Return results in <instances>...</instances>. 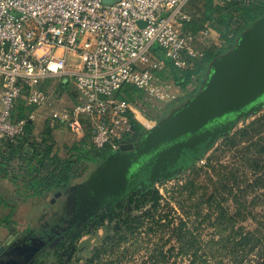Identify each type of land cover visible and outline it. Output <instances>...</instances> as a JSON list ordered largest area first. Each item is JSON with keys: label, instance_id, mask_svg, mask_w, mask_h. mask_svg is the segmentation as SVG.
I'll return each mask as SVG.
<instances>
[{"label": "trees", "instance_id": "trees-1", "mask_svg": "<svg viewBox=\"0 0 264 264\" xmlns=\"http://www.w3.org/2000/svg\"><path fill=\"white\" fill-rule=\"evenodd\" d=\"M186 10L190 19L183 22L182 29L197 38L196 45L203 50V55L189 57L193 64L179 68L159 44L151 49L162 64V68L154 72L162 81H173L183 98L199 89L212 60L233 46L240 33L264 14V0H236L223 5L214 0H188ZM206 26L220 34V47L203 48L199 38ZM52 79L48 78L40 88L48 91ZM58 85L60 90L75 87L69 77H64ZM74 89L76 94L73 91L71 94L77 103L79 95ZM116 95L134 101L143 98L144 92L125 83ZM177 98L160 107L149 104L148 116L160 120L185 101ZM35 109L23 100L16 104L12 116L27 118L25 134L14 140H1L0 175L11 180L25 197L41 198L67 189L84 177L91 165L103 161L111 150L94 146L92 128L87 126L85 135L70 147L73 155L62 156L54 131L64 122L48 118L36 131L35 121L29 118ZM131 122L132 136L146 130L135 119ZM189 169L191 176L181 190V193L188 192L191 202L186 217L176 223L173 217L159 213L162 195L157 188L140 190L132 200L137 212L106 214L109 228L104 240L94 247L89 257L77 259L76 263L168 264L175 256L181 260L188 258L186 264H264V108L223 135L207 154L204 167L194 163ZM193 215L195 218L191 219ZM12 216L13 213L0 218V225L12 223ZM204 223L213 228L207 238L198 231ZM167 228L176 243L169 247L168 241L152 243L150 235L166 232ZM142 250H146L147 255L139 263L128 262Z\"/></svg>", "mask_w": 264, "mask_h": 264}, {"label": "built area", "instance_id": "built-area-1", "mask_svg": "<svg viewBox=\"0 0 264 264\" xmlns=\"http://www.w3.org/2000/svg\"><path fill=\"white\" fill-rule=\"evenodd\" d=\"M186 2L0 0V142L25 134L27 118L12 116L18 101L36 109L53 106L52 94L40 86L59 76L72 80L78 102L54 107L50 118L62 120L77 137L90 126L94 146L119 149L134 134L132 119L145 126L154 121L148 116L151 106L179 96L173 81H162L154 72L162 64L153 45L159 44L179 68L193 64L189 57L203 55L197 38L182 29L190 19ZM200 38L203 48L222 45L210 26ZM125 83L141 89L144 97L119 98L116 93ZM29 118L35 121L34 111Z\"/></svg>", "mask_w": 264, "mask_h": 264}, {"label": "water", "instance_id": "water-1", "mask_svg": "<svg viewBox=\"0 0 264 264\" xmlns=\"http://www.w3.org/2000/svg\"><path fill=\"white\" fill-rule=\"evenodd\" d=\"M263 108L264 14L240 33L233 46L212 60L200 89L150 127L137 144L124 142L109 152L86 184L85 212L93 214L110 199H114L112 206L123 200L121 195H128L136 187L137 183L128 187V175L142 156H150V183L141 182L145 188L156 178L168 179L191 166L240 120ZM231 117L234 119L227 127L216 126ZM128 149L134 151L123 152ZM141 170L142 166L138 172Z\"/></svg>", "mask_w": 264, "mask_h": 264}, {"label": "rangeland", "instance_id": "rangeland-1", "mask_svg": "<svg viewBox=\"0 0 264 264\" xmlns=\"http://www.w3.org/2000/svg\"><path fill=\"white\" fill-rule=\"evenodd\" d=\"M200 41L201 38L199 42ZM69 61L72 63V60L70 58ZM62 79L63 77L57 76L53 78L52 81L49 83L50 85L48 91L52 94L51 99L53 100V106L42 107L34 110L36 116L35 123L37 125L36 126L37 131L43 127L45 120L50 118L51 110L54 107L69 108L74 103L75 98L73 97L72 94L73 92L75 93V89H74L75 87L70 88L69 90L68 89L60 90L58 83H60ZM179 95H181V92H179ZM252 116L253 115H251L247 119L240 120L237 126H241L243 122L248 121L249 119H251ZM152 123L153 121L151 123L150 122L147 123L145 127H150ZM54 135L57 141V146L59 147L60 150V154L65 157H69L73 155V152L70 147L74 144L75 141L79 140L78 137L75 134H73V132L65 124L57 128L54 131ZM219 141L220 140H218L217 144L219 143ZM208 153L199 157L194 163L197 164V166L199 167H204L206 165V156ZM191 166H189L188 168L184 169L182 172H179L168 179H159L154 184V188H157L162 195L160 200L161 206L159 207V213L163 214L164 216L167 214L169 215V217H173L176 223L179 221L181 217H186V211L189 210V207L191 205V202L188 201V197H189V195L187 194L188 192L184 191L183 193H181L182 185L186 182L187 178L191 176V172L189 169ZM91 169H92V165L87 170V172H85L84 177L89 175ZM82 178L83 177L79 178L78 180ZM9 186L12 188L14 187V185L12 186L9 185ZM0 190H2L1 192H5V195H9L11 193L9 189L3 188ZM52 193L53 192L41 198L32 197L28 201H23L21 199L6 200L7 202H9L10 205L18 204V207L13 212V216L11 218L13 223H9V225H12L16 230H20V231L23 230L27 226V222H28L27 217L35 213L38 214L39 216V213L40 214L42 213L43 208L48 207L49 200L53 198ZM148 207L149 205H147L145 209ZM120 210L123 213L137 212L135 205H131V206L126 205L120 208ZM10 211L11 210L9 208V205L7 206L1 205L0 218H4L5 215H7ZM194 218H195L194 215L191 216V219ZM108 228H109V222L107 220L98 222V226L96 227H91V228L86 227L83 230L81 236L77 239L75 243L65 246L64 249L61 247L59 248L50 247L45 251L43 255L38 256V260L36 264H77L76 263L77 259L84 260L85 258L89 257L92 254L94 247L102 243L104 237L107 234ZM198 231L202 233L203 237L207 238L213 232V228L210 227L207 223H204L203 225H200ZM150 238L152 243L161 244L164 243L165 241H168L167 242L168 247L176 243V240L172 237L171 230L168 228L166 232L158 231L156 232V234L155 233L151 234ZM145 251L146 250H142V252L135 254V256L131 258L128 262L139 263L141 261V258L147 255ZM186 263H188V258L181 260L180 258H177L175 256H173L168 262V264H186Z\"/></svg>", "mask_w": 264, "mask_h": 264}, {"label": "flooded vegetation", "instance_id": "flooded-vegetation-1", "mask_svg": "<svg viewBox=\"0 0 264 264\" xmlns=\"http://www.w3.org/2000/svg\"><path fill=\"white\" fill-rule=\"evenodd\" d=\"M205 78L206 77H204V79ZM202 82L199 85V89L202 86ZM189 97L190 96L183 98V96H179L177 99L186 100ZM181 104L176 105L172 110ZM168 113H166V115H168ZM166 115H164V117ZM231 119H234V117L217 123L216 126L220 128L227 127L226 125ZM158 121L159 120L153 121L150 127ZM150 127H146V130L140 135L129 137L125 142L137 144ZM132 151H134V149H128L123 152L129 153ZM149 158L150 156L144 155L140 158L139 163L133 166L128 175L127 185L130 187L132 183L137 184L128 195L125 193L121 195V197H124L123 200H120V202L112 206L114 199H110L107 205L100 206V208L91 215H87L83 207V198L84 195H86L85 187L91 176L104 160L94 164L89 175L74 182L67 189L54 191L52 193L53 198L48 202V207L43 208L39 216L35 213L27 217V226L23 230H16L10 225L5 233L0 235V264H17L15 261H19L21 264H36L38 256L43 255L47 249L50 247H61L64 249L65 246L75 243L86 227H96L98 226V222L105 221L106 214H123L120 208L126 205H135L132 200L133 197L137 196L140 190L146 192L154 188V184L157 180L162 179L161 177L156 178L152 186L144 188L141 183L142 181H145V184L150 183L147 179V175H149L151 169L150 167L148 168ZM140 166H142V170L138 172ZM175 166L178 167L179 164ZM172 168L173 167L168 170L172 171ZM132 173H134V175L131 178L130 176ZM3 245H5L4 248H2Z\"/></svg>", "mask_w": 264, "mask_h": 264}, {"label": "crops", "instance_id": "crops-1", "mask_svg": "<svg viewBox=\"0 0 264 264\" xmlns=\"http://www.w3.org/2000/svg\"><path fill=\"white\" fill-rule=\"evenodd\" d=\"M188 2V0H187ZM187 2H186V5H187ZM215 3H218V4H224L225 2H221L220 0H214ZM203 2H201V6H202ZM82 137H78V139L80 140ZM9 185H14L13 182L11 180H9L8 178H4L0 175V189H9L11 191V193L9 195H5V192H1L2 190H0V208H1V205H9V208H10V212L8 214H11L13 213L17 207H18V204H14V205H10L9 202H7L6 200H10V199H21L23 201H28L30 198H32V196H27L25 197L24 196V192H21L17 189V187L14 185V187H10ZM4 194V195H2ZM49 193H47L46 195H48ZM7 214V215H8ZM5 215V216H7ZM13 223V222H12ZM10 225L7 224V223H4V224H1L0 225V235H3V233L6 231V229L9 227Z\"/></svg>", "mask_w": 264, "mask_h": 264}]
</instances>
